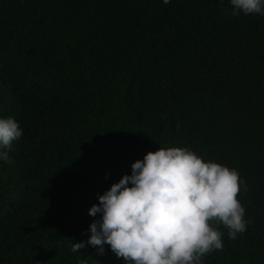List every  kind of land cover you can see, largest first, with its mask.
I'll use <instances>...</instances> for the list:
<instances>
[{"label":"trees","instance_id":"1","mask_svg":"<svg viewBox=\"0 0 264 264\" xmlns=\"http://www.w3.org/2000/svg\"><path fill=\"white\" fill-rule=\"evenodd\" d=\"M0 264H264V0H0Z\"/></svg>","mask_w":264,"mask_h":264}]
</instances>
